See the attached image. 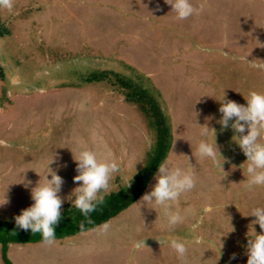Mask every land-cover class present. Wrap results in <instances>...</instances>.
Returning <instances> with one entry per match:
<instances>
[{"label": "rangeland", "instance_id": "1", "mask_svg": "<svg viewBox=\"0 0 264 264\" xmlns=\"http://www.w3.org/2000/svg\"><path fill=\"white\" fill-rule=\"evenodd\" d=\"M10 2L0 7V202L7 200L0 220L15 223L33 203L31 189L45 183L53 158L62 211L73 208L80 184L73 156L84 149L118 164L103 197L131 193L155 135L114 73L154 96L172 129L167 161L196 181L173 206L185 218L172 230L159 207L137 203L154 175L136 203L106 225L60 244L13 245L11 262L184 264L169 244L177 239L188 247L187 264H229L233 254L231 264H246L256 219L247 215L264 207V186L246 187L247 158L232 140L231 122L221 130L217 120L224 98L246 105L251 91L264 93V0H191L199 11L184 20L164 0ZM95 74L112 78L88 82ZM215 138L216 161L195 158L197 144ZM206 204L212 213L203 212ZM1 257L0 249L4 264Z\"/></svg>", "mask_w": 264, "mask_h": 264}, {"label": "clouds", "instance_id": "2", "mask_svg": "<svg viewBox=\"0 0 264 264\" xmlns=\"http://www.w3.org/2000/svg\"><path fill=\"white\" fill-rule=\"evenodd\" d=\"M164 3L170 5V12L175 14L177 20L187 19L199 11L193 6L191 0H164ZM0 7L10 9L12 4L10 0H0ZM245 100L246 105L226 100V98L219 100L218 111L222 115L217 123L220 124L221 130H225L231 122V128L234 131L232 140L247 158L244 163L246 164V187L251 190L257 186H264V93L251 91ZM246 129L247 134H245ZM217 154H220V151L216 138L214 143L202 139L193 152L195 158L198 156L202 160L213 161H216ZM73 159L76 162L78 173L73 180L80 182L74 191L76 194L72 202L73 207L79 210L88 223H91L90 213L96 211L98 206L104 203L101 193L107 192L110 180L113 174L119 171V167L114 161L99 160L97 154L88 149L81 150L78 155L73 156ZM53 162L54 158L47 165L45 183L40 184L39 181L37 186L31 189L33 203L14 217L17 228L30 230L33 234L39 233L47 243L54 241L56 226L62 219L63 201L59 193L63 179L50 167ZM155 180L156 183L152 190L144 194L137 203L148 209L156 210L159 207L163 211L166 227L172 230L185 218L178 209L174 210L173 206L182 194L195 187L194 175L179 165H170L165 160L159 164ZM24 186L27 188L29 185L25 183ZM6 202H0V205ZM213 210L211 204H206L203 208L204 213H212ZM184 211L187 214L190 209ZM247 216H253L256 219L252 220L249 225L251 229L249 227L246 264H264V207H255ZM255 225H259L261 229L259 233L255 230ZM250 231L251 236H249ZM169 244L174 249L177 258L187 264L188 247L186 244L177 239L171 240ZM235 259L236 255L233 254L229 258V264Z\"/></svg>", "mask_w": 264, "mask_h": 264}, {"label": "trees", "instance_id": "3", "mask_svg": "<svg viewBox=\"0 0 264 264\" xmlns=\"http://www.w3.org/2000/svg\"><path fill=\"white\" fill-rule=\"evenodd\" d=\"M113 75L123 91L126 102L130 105H137L141 112L151 119L155 135L153 147L149 150L144 168L135 176L133 186L130 188L131 193L121 189L104 196V203L98 206L96 211L90 213L91 223H88L86 218L74 207L62 211V219L56 226V235L52 242L54 244L68 242L81 233L96 230L130 208L146 191L158 171L159 164L167 160L170 153L172 129L166 122L157 100L139 83L116 73ZM102 77H107L109 80L112 78L107 74L106 76L95 74L87 81H100L103 79ZM44 243L47 242L42 239L39 233L33 234L30 230L17 228L15 223L0 220V249L4 264H13L8 257L11 246Z\"/></svg>", "mask_w": 264, "mask_h": 264}]
</instances>
